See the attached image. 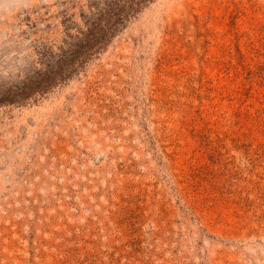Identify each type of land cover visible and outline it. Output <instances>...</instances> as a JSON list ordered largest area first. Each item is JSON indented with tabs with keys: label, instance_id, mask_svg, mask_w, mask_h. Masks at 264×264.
<instances>
[{
	"label": "rangeland",
	"instance_id": "obj_1",
	"mask_svg": "<svg viewBox=\"0 0 264 264\" xmlns=\"http://www.w3.org/2000/svg\"><path fill=\"white\" fill-rule=\"evenodd\" d=\"M0 264H264V0H0Z\"/></svg>",
	"mask_w": 264,
	"mask_h": 264
}]
</instances>
